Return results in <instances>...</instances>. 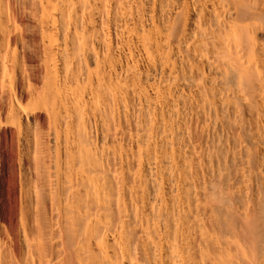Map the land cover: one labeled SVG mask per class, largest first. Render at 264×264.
Wrapping results in <instances>:
<instances>
[{
	"label": "bare ground",
	"instance_id": "obj_1",
	"mask_svg": "<svg viewBox=\"0 0 264 264\" xmlns=\"http://www.w3.org/2000/svg\"><path fill=\"white\" fill-rule=\"evenodd\" d=\"M0 264H264V0H0Z\"/></svg>",
	"mask_w": 264,
	"mask_h": 264
}]
</instances>
